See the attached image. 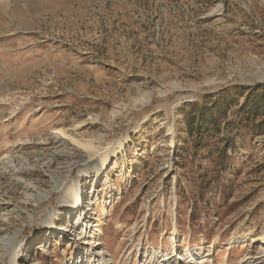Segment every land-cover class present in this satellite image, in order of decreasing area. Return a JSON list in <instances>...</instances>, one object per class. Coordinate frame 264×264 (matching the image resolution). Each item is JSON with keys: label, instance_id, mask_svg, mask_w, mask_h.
<instances>
[{"label": "rangeland", "instance_id": "374dc122", "mask_svg": "<svg viewBox=\"0 0 264 264\" xmlns=\"http://www.w3.org/2000/svg\"><path fill=\"white\" fill-rule=\"evenodd\" d=\"M262 85L264 0H0V264H262Z\"/></svg>", "mask_w": 264, "mask_h": 264}, {"label": "bare ground", "instance_id": "6f19581e", "mask_svg": "<svg viewBox=\"0 0 264 264\" xmlns=\"http://www.w3.org/2000/svg\"><path fill=\"white\" fill-rule=\"evenodd\" d=\"M59 132L64 136L70 137L72 139V141H74V142L76 141L73 137L66 134L65 132H63L61 130H59ZM78 144L82 145L84 148L89 149V150L94 149L93 144L89 143V142H78ZM107 158H108V155H107V150H106V151L101 152L99 154L98 159L95 161V164H92L93 167L95 166L97 173H100L102 171V169H104L106 162H107ZM0 162L2 163V166L5 169L11 171V169H8V167L14 166L15 159L6 155V156L0 158ZM86 169H87V166L84 164V165H82V167L79 168V171L87 172ZM46 171L48 173H50L49 170H46ZM52 175L54 176L53 173H52ZM79 182H80L79 178H76L74 183L68 185L66 188H64L63 184L60 182V183L55 184L53 189H56V188L61 186L60 190H61V194H62V196H61L62 202H60V204L62 203L65 206L68 205L71 208V214L73 215V218L71 220L70 229L75 233V237L77 238V240L82 239L83 240L82 243L84 244V243H86V240L88 238H90L92 241H95V233H99L100 228L97 227L93 230L90 229L87 232L88 227L92 228V226H98V224H95V225L91 224L88 226V221L86 220L87 219L86 209H84L85 206L83 205L85 198H84L83 192L81 191V187H80ZM101 209L103 210L102 207H101ZM55 211L56 210L54 209L47 215V218L45 220V225H48L49 227H52L55 225L54 220H53L54 216L56 214ZM95 220L97 221V218ZM174 231H175V229H174ZM89 233L91 236L89 235ZM14 243L15 242H11V241H6V243H4V248H5L4 253L7 254V256H8L9 264H18L17 263L18 257L22 253L23 245L19 244L15 248ZM171 247L173 250L175 249L173 244L171 245ZM37 250H42V249L38 248ZM189 254H190V256L192 255L190 248L187 249V255H189ZM93 255H95V256L98 255L102 264H110L109 258H107L105 256L104 252L102 250H95L93 247L90 248L89 255L88 256L84 255L85 256L84 258L90 257V259H91V257ZM82 261H83V259H81L79 262L82 263ZM262 264H264V262Z\"/></svg>", "mask_w": 264, "mask_h": 264}, {"label": "trees", "instance_id": "16d2710c", "mask_svg": "<svg viewBox=\"0 0 264 264\" xmlns=\"http://www.w3.org/2000/svg\"><path fill=\"white\" fill-rule=\"evenodd\" d=\"M240 91V90H239ZM248 91V90H247ZM260 91V93L258 95H256V93ZM243 93H247L246 91L243 92ZM225 92H222L221 95H219V98L217 100L214 101V103L212 104L211 108L208 109V112H211L212 109H219L218 111H216V114L218 115H221L224 113L223 110H221L222 108H220V103H219V100H224L225 99ZM257 96V98H256ZM259 98H264V86H257L256 88H253V90L250 91V94L249 96L246 98L247 100L244 102L243 106L241 107L242 109H244V107L246 108H252V111L254 110L255 111V108H254V102L259 99ZM229 101H225V103ZM227 103V104H228ZM194 111V109H191L190 112H188L187 114V123L188 125L191 124V123H194L195 122V116L194 114H192ZM202 111V110H201ZM252 115H255L254 113ZM246 117H249V116H246ZM200 121H198L197 123H199ZM193 125V124H192ZM259 125V124H257ZM197 128H192L191 131H195Z\"/></svg>", "mask_w": 264, "mask_h": 264}]
</instances>
